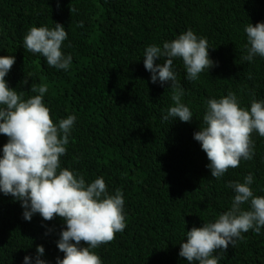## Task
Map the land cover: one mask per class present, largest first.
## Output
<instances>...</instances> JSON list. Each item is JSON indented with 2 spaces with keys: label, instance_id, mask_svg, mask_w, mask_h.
Returning <instances> with one entry per match:
<instances>
[{
  "label": "trees",
  "instance_id": "1",
  "mask_svg": "<svg viewBox=\"0 0 264 264\" xmlns=\"http://www.w3.org/2000/svg\"><path fill=\"white\" fill-rule=\"evenodd\" d=\"M53 22L67 32L61 46L72 57L67 70L24 47L31 27L52 29ZM248 23H264V0H0V57H15L5 77L8 87L23 91L27 100L39 94L33 86L47 85L43 102L53 123L76 117L60 167L82 175L86 184L103 177L110 195L122 192L126 227L93 249L102 264H188L178 255L179 244L192 227L230 209L229 182L243 183L251 173L254 195L264 196V137L253 132V158L219 179L212 178L193 139L208 99L232 92L245 109L253 98L264 100V58L243 59ZM189 29L207 39L216 66L189 81L182 58H173L181 102L193 120L164 121L174 106L171 89L151 82L144 51L162 48ZM7 139L0 134V155ZM23 211L19 201L0 193V264H23L25 256L34 264L38 245L46 264L63 259L56 242L64 221H44L39 214L25 221ZM242 236L226 252L213 254L221 257L219 264H264V227Z\"/></svg>",
  "mask_w": 264,
  "mask_h": 264
},
{
  "label": "clouds",
  "instance_id": "2",
  "mask_svg": "<svg viewBox=\"0 0 264 264\" xmlns=\"http://www.w3.org/2000/svg\"><path fill=\"white\" fill-rule=\"evenodd\" d=\"M54 25L52 29L31 27L24 36V47L44 57L49 66L67 70L72 57L61 51L67 32L61 24ZM79 26H83L82 22ZM244 30L247 55L243 59L264 58V23L254 26L248 23ZM208 49L207 39L190 29L164 42L162 48L146 47L143 65L151 74V82L168 84L172 93L174 106L167 109L162 117L164 121L193 120L189 107L181 102L184 90L173 70V58H182L186 78L195 81L199 74L216 66L209 59ZM162 57L163 63H156ZM14 63L12 55L0 57V134L8 138L0 155V193L21 203L25 221H30L34 214L44 221L55 217L64 221L65 229L60 231L56 242L64 257L57 258L56 264H102L93 249L111 242L126 227L122 192L116 189L110 195L103 177L86 184L82 175L60 167L76 117L69 115L58 125L53 123L50 109L43 102L47 85L33 86L31 91L39 94L27 100L22 99L23 91L10 89L5 77ZM248 78H252L250 73ZM253 132L264 137V100L253 98L249 109L242 108L232 92L220 99L207 100L203 125L193 134V139L207 156L212 178L219 179L230 168L239 167L242 159L253 158ZM252 183L251 173L244 177L243 183L229 182L226 186L234 192L230 209L214 222L187 231L186 242L179 244L178 255L188 264H219L221 257L213 255L215 252H226L229 245L243 239L242 233L249 230L259 234L264 227V196L254 195ZM246 203L247 210L241 207ZM81 242L86 246H81ZM43 254V246L38 245L34 264H46L41 259ZM32 260L25 256L23 264Z\"/></svg>",
  "mask_w": 264,
  "mask_h": 264
}]
</instances>
